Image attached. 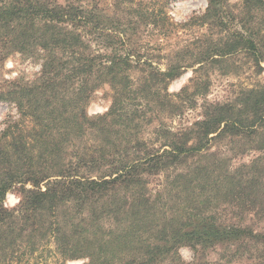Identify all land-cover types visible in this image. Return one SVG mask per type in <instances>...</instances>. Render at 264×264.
<instances>
[{"label":"trees","instance_id":"trees-1","mask_svg":"<svg viewBox=\"0 0 264 264\" xmlns=\"http://www.w3.org/2000/svg\"><path fill=\"white\" fill-rule=\"evenodd\" d=\"M208 2L198 19L207 33L162 70L135 42L141 29L166 38L177 29L152 1L0 0V60L42 62L34 82L0 89L20 113L0 135V264L45 253L62 264H188L182 248L199 262L217 247L264 264L255 223L264 220V83L233 101H206L191 126L162 118L195 109L210 72L239 54L263 70L264 0ZM189 68L191 84L170 94ZM104 86L112 104L90 116ZM224 140L235 154L213 151ZM245 152L256 155L234 165ZM12 191L20 200L10 208Z\"/></svg>","mask_w":264,"mask_h":264},{"label":"rangeland","instance_id":"rangeland-1","mask_svg":"<svg viewBox=\"0 0 264 264\" xmlns=\"http://www.w3.org/2000/svg\"><path fill=\"white\" fill-rule=\"evenodd\" d=\"M141 1V0H136ZM152 1L156 10L165 8V11L172 23L176 26V31L170 38L148 35L147 32L138 33L136 37L140 44L141 55L143 60H150L154 67L162 70L167 69L170 58L176 51L193 49L195 42L199 37L207 33V28L202 27L198 23L209 7L208 0H144ZM242 0H229V4L235 6L241 4ZM233 10V9H232ZM197 22H196V21ZM190 24V25H189ZM192 24V25H191ZM143 28V27H142ZM215 33H218L215 31ZM197 53V51H196ZM263 70L256 73V69L248 62L247 57L239 54L227 63L216 65L211 74V84L209 93L204 98H199L197 106L193 110H187L184 115L170 118L162 117L165 124L172 128H181L191 126L195 121L199 120L202 113V106L208 102H228L233 101L240 95L242 89H251L260 82L264 83V61L262 62ZM42 62L39 59H32L15 53L4 61L0 60V89L10 82L23 80L25 83L34 82L40 75ZM258 70V69H257ZM134 77H139L134 72ZM193 69H187L180 77L169 85L170 94H178L184 87L189 86L190 80L193 78ZM112 104V91L108 86L102 87L96 92L95 97L88 107L90 116L103 115L108 112ZM20 113L14 104L0 101V135L9 121L19 119ZM157 124V122H156ZM155 126L149 128L145 133V137L154 139L151 132ZM244 144V143H241ZM159 145V144H158ZM158 145H155L156 148ZM228 141H219L213 147V151H224L232 155L235 151H228ZM235 149H241L243 145H232ZM242 149L241 152L242 153ZM234 159L233 164L238 166L241 163H249L256 155L253 152H245ZM220 154V153H218ZM164 178L152 179L150 187L156 189L158 183ZM19 196L14 191L9 192L5 199L8 207H14L19 203ZM250 223V220L249 222ZM254 223V222H252ZM256 229L261 231L264 229V220L255 221ZM183 259L188 264H256V260L251 258L248 253L243 256H234L233 253L225 248L217 247L206 253L203 261H196L195 254L190 248H182L180 251ZM44 257L36 259L31 264H62L54 254L45 253ZM83 261L68 262L67 264H82Z\"/></svg>","mask_w":264,"mask_h":264}]
</instances>
